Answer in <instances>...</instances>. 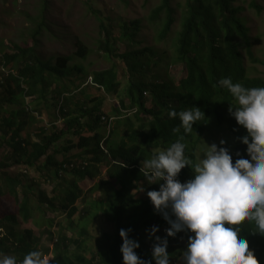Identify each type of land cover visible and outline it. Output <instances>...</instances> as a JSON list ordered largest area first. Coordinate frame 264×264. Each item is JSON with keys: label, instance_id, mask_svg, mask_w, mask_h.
Instances as JSON below:
<instances>
[{"label": "trees", "instance_id": "obj_1", "mask_svg": "<svg viewBox=\"0 0 264 264\" xmlns=\"http://www.w3.org/2000/svg\"><path fill=\"white\" fill-rule=\"evenodd\" d=\"M229 4L230 0H186L181 30L177 32L175 41L174 63L184 64L179 82L158 83L157 80L144 79L156 54L151 48L134 49V46H139L137 39L142 29L141 21L127 23L115 21L112 17L106 22L101 21L103 38L99 47L110 67L99 72L88 71L81 64L70 65L73 56H59L55 61L54 58L44 60L36 50L44 26L33 33L27 48L15 46V50L9 49L13 53L0 54V152L9 147V152L0 160V199L10 195L17 203L13 214L0 218V251L15 255L20 261L26 253L40 251L44 235L52 245L42 250L44 256L49 255L51 250L53 258L49 264H123L120 251L123 243L120 230L123 228L130 230L129 237L139 242L140 247L136 249L139 257L155 264L151 256L154 238H150L148 230L158 226L160 231L157 235L163 237L169 225L154 211L147 196V191L158 190L159 184H148L141 176L138 165L149 156V151L157 148V141L165 130L179 125V121L172 118L168 124L163 115L172 98H179L176 111H181L188 105H201L211 90L213 99H216L211 113L218 124H227L231 133L227 134L229 139L231 136L238 139L235 152L230 149V142L225 145L233 155V163L239 158L237 153L247 158V146L239 139L246 134V130L229 114V103L234 102L233 98L217 82L223 77H231L234 83L239 82L246 87H262L264 78L248 76L250 73L237 40L244 41L248 56L254 60L250 51L251 39L241 34L245 28L236 19L237 10H232ZM254 6L259 8L256 4ZM176 14L172 0H161L152 12L150 21L160 22L162 26L159 33L162 41L169 37L177 21ZM118 27L121 33L117 32ZM117 41L126 42L132 48L123 54L118 53L115 49ZM76 46L74 56L87 59L90 49L79 40ZM116 59L118 65L114 62ZM121 63L125 72L119 68ZM74 73L79 77L78 85ZM122 76L129 83L127 100H130L132 108L137 107L140 111L134 118H122L113 123L108 138H105L110 114L117 116L119 113L117 105H112L108 113L102 109L103 100L100 97L89 101L93 104L90 108L84 101L75 110H70L68 103L73 100V93L87 84L90 78L91 85L96 84L100 91L120 98ZM145 89L149 91L153 105L149 110L146 109L147 101L143 94ZM85 90L80 89L79 94H84ZM124 101L121 100L123 107L126 106ZM51 103L59 110V121L64 127H56L57 123L49 118L47 122L53 131L47 133L45 127L36 135L39 139L33 141L29 126L42 118L44 111L50 113ZM159 108L162 109L153 115V122L150 123L148 116H145L147 119L141 117L144 115L142 112L148 114ZM2 112L5 114L2 115ZM102 130H105L104 135ZM180 134L165 136L163 144L172 143ZM67 136L71 137L69 141ZM75 136L79 137V141L68 146ZM15 165L24 168L26 173L13 175L11 168ZM100 165L107 168L108 174L106 178L97 180V176L102 174ZM30 169H34L36 174L32 179H24ZM86 178L96 180L92 190L104 193L106 200H93L82 212L76 203L83 193L79 183ZM136 183L140 184L138 189ZM43 185L51 186V191ZM141 188L145 198L137 196ZM57 212L60 215H48ZM60 216H64L65 220L58 222L57 231L52 230V221L56 223ZM101 216L112 224L113 229L103 232L97 251L91 259H87L85 239L90 235L89 221ZM19 220L24 223L44 221V228L48 229L42 228L40 236L32 229L18 232ZM246 226L249 230L252 227L249 223ZM168 241L170 264H182L179 261L187 247V234L178 233L175 238L169 237Z\"/></svg>", "mask_w": 264, "mask_h": 264}, {"label": "clouds", "instance_id": "obj_2", "mask_svg": "<svg viewBox=\"0 0 264 264\" xmlns=\"http://www.w3.org/2000/svg\"><path fill=\"white\" fill-rule=\"evenodd\" d=\"M233 2L234 0H230L229 6L232 10H237L236 19L245 28L241 34H246L251 39L250 51L254 60L248 56L242 39H238L237 44L242 41L249 60L256 63L252 49L257 38L253 37L251 26L243 15L239 16L241 9L235 7ZM252 8L261 11L255 6ZM150 22L152 25L156 24ZM159 23L157 24L160 25V30L156 40L166 43L169 37L164 41L159 38L162 31ZM221 34L223 35L222 32ZM235 36L236 34L233 37ZM238 45L242 52L241 45ZM145 48H151L156 58L149 66L144 79L157 80L158 83L179 82L184 64L174 63L176 54L172 63H169L165 54L151 46L137 49ZM176 48L177 43L175 50ZM242 54L245 59L243 52ZM159 64L166 70L160 71ZM170 65H182L178 78L168 77ZM89 82L92 84V78ZM217 84L230 93L234 102L229 103V114L246 130V134L239 139L247 146V158L237 153L239 158L233 163V155L225 145L230 142L228 145L233 151L238 145V139L234 136H231L228 142L222 139L219 145L205 143L203 155H197V147L203 140L211 116H214L216 125L224 133L231 134L227 124H218L215 115L211 113L212 107L216 106V99H213L211 90L201 105H188V108L181 111H176L179 98H172V103L164 108L163 115L168 124L172 118L178 120L179 125L172 130H165L157 141V148L149 151V156L138 165L141 176L148 184H159V189L147 191V196L154 206V211L169 225L163 237L157 235L160 231L158 226L154 225L148 230L150 238H154L151 256L155 264H170L168 238H175L181 232L188 236L187 247L182 251L179 261L182 264H264V86L246 87L242 83H234L231 77H223ZM128 85L127 82L123 88L120 86V100L114 103L118 106L119 113L117 116L110 114L105 138H108L115 121L134 118L140 111L137 107L132 108L130 100L128 106L126 101V106H122L121 100H127ZM93 86L99 88L96 84ZM143 94L148 103L146 109L149 110L153 106L149 91L145 89ZM107 96L101 94L97 97L102 98L105 103ZM161 109L148 114L142 112L144 115L141 117L148 116L151 123L154 121L153 115ZM174 133L181 134L173 139L172 143L163 144L165 136ZM108 157L111 158L109 154ZM135 187L138 189L140 184L136 183ZM141 192L145 194L143 188L137 194ZM247 223L252 226L250 230L246 226ZM129 231L123 228L120 230L123 264H152V261L139 257L136 249L140 244L129 237ZM181 242L185 243L183 240ZM0 264H49V260L39 250L26 253L20 261L15 255L0 251Z\"/></svg>", "mask_w": 264, "mask_h": 264}, {"label": "rangeland", "instance_id": "obj_3", "mask_svg": "<svg viewBox=\"0 0 264 264\" xmlns=\"http://www.w3.org/2000/svg\"><path fill=\"white\" fill-rule=\"evenodd\" d=\"M160 4L161 0H0V54L10 51L9 49L15 50V46L27 48V44L31 43V36L33 33L44 26L41 28L42 31L36 46L37 53L44 60L54 58L55 61L59 56H73V61L70 65L81 64L88 71L99 72L110 67V63H106L103 58V52L99 47V41L103 38V34L100 31V25L101 21L106 22L107 18L112 17L115 21H127V23L141 21L142 31L137 39L139 46H134V49L151 46L156 51L165 54L169 59V63H172V59L175 55L177 32L181 30L182 15L186 9V0H172L173 8L177 11V21L174 24L166 43H159L156 40L160 25H152L149 20L152 12ZM233 4L235 7L241 9L239 16L243 15L246 18L252 28L253 37L257 38L252 49L254 57L257 60L256 63L249 60L246 51L242 46L243 42H238L245 55V64L250 73L248 76L251 78H264V0H234ZM254 4L259 6L261 11L252 8ZM117 32H122L120 27L117 28ZM78 40L83 42L90 49V55L87 59H79L74 56L77 51L76 42ZM131 48L132 47L126 42H116L115 49H117L118 53H124ZM114 62L117 64L118 60L116 59ZM120 65L121 67L119 68L124 71L122 63ZM181 67L182 65H170V76L168 77L173 79L178 78ZM159 70L165 71L166 68L159 64ZM74 78L77 79L78 85L80 80L75 73ZM120 80L123 88L127 84L126 77L122 76ZM80 89H86L85 93L79 94ZM80 89L73 93V100H70L71 102L68 103L70 110H75L78 106L82 105L84 101H87V107L90 108L93 106V104L89 102L92 98H97V96L101 94L107 96L103 91H100L97 87L91 85L90 82L89 84L81 86ZM106 99V102L103 104L99 99L98 100L101 102L102 109L109 113L112 109V105H114L115 101H119L120 98L107 96ZM125 101L128 106V100ZM49 106L50 113L44 111L42 118H38L36 122L29 126V133L32 135L33 141L39 139L36 135L40 134L45 127H47V133L53 131L49 126V122H47L49 118L57 123L56 127H60L61 129L64 127L62 121H59V110L56 109L54 103L49 104ZM4 114L5 113L2 112V115ZM101 132L104 135L105 130H102ZM70 138V136H67L68 141ZM222 139L226 142L229 141L228 135L216 125L214 116H211L207 122V129L203 140L197 147V155H203L202 149L205 147V143L209 145L216 143L219 145V142ZM72 141L67 145L72 146L76 144L79 141V137H72ZM62 146L63 145L61 144V147ZM8 152V146L1 150L0 160ZM74 153L82 152L74 151ZM99 167L102 169V174L97 176V180L100 178H106V175L108 174L107 168H105L104 165H100ZM11 173L13 175H22L25 174L26 171L24 168L15 165L11 168ZM34 174H36V171L30 169L28 175L25 176L24 179H32ZM95 182L96 180L86 178L79 183L83 193L82 198L78 200L76 205L82 212H84V208L87 207L88 209V204H90L91 201L96 199H101L103 201L106 200L104 193L92 190ZM45 187L46 186L43 185V188ZM46 189L50 192L52 187L48 186ZM144 195L145 194L142 192L137 194L139 198H143ZM16 206L17 203L12 196L4 195L2 199H0V218L6 214H13L17 210ZM48 215H60V213H49ZM64 220L65 217L60 216L56 219V223L55 221H52L51 229L57 231L58 222ZM45 226L46 223H44V221H31L29 223H24L19 220L17 231L20 232L25 229H32L37 236H40L42 235L41 229ZM88 229L90 235L85 239L86 249L88 251V253H85V256H87V259H91L95 251H97V243L103 232L112 231L113 226L106 222L105 218L101 216L98 219H95L94 217L91 218ZM40 244L39 249L41 252L46 247H52L51 242L48 241L44 235H42ZM72 249H74V247H72ZM45 257H47L49 261L52 260L53 256L51 250L50 254Z\"/></svg>", "mask_w": 264, "mask_h": 264}]
</instances>
